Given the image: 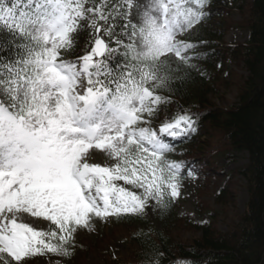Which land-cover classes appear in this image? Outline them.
Masks as SVG:
<instances>
[{"label":"snow or ice","instance_id":"obj_1","mask_svg":"<svg viewBox=\"0 0 264 264\" xmlns=\"http://www.w3.org/2000/svg\"><path fill=\"white\" fill-rule=\"evenodd\" d=\"M208 5L0 0V264H69L80 231L166 210L198 178L169 159L197 114L170 106L197 70ZM140 255L167 259L151 240Z\"/></svg>","mask_w":264,"mask_h":264},{"label":"trees","instance_id":"obj_2","mask_svg":"<svg viewBox=\"0 0 264 264\" xmlns=\"http://www.w3.org/2000/svg\"><path fill=\"white\" fill-rule=\"evenodd\" d=\"M207 10L210 15L191 37L195 43L204 42L197 49L201 58L193 61L197 70H191L182 83L174 85L178 90L172 94L174 104L170 106L173 111L178 105L197 114L198 131L183 142L175 141V151L169 159L196 163L199 175L195 180L203 183L199 190L213 188L212 181L218 185L225 182L216 192V203L223 212L235 204L240 179L245 183L248 202L244 211L234 214L236 218L230 220L226 232L217 226L218 210L204 207L200 196L197 214L208 216L202 223L190 216L174 218L180 197L168 209L160 210V229H153L147 216L114 219L117 226L135 230L130 236L132 247L127 258L112 264H140L145 240L166 252L165 264L177 260L264 264V0H209ZM234 14L241 16L239 22L232 19ZM233 29L248 32V40L226 44L225 38ZM234 69L245 71L247 76L238 75ZM223 73L236 85L234 102L221 95V85L227 86L226 80L219 78ZM234 153L246 154L248 162L226 172L221 164ZM177 224L197 235L187 242L178 240L172 233ZM140 232L145 236L137 238ZM86 251V246L76 240L69 264H83L81 258Z\"/></svg>","mask_w":264,"mask_h":264},{"label":"rangeland","instance_id":"obj_3","mask_svg":"<svg viewBox=\"0 0 264 264\" xmlns=\"http://www.w3.org/2000/svg\"><path fill=\"white\" fill-rule=\"evenodd\" d=\"M232 19L235 22H239L241 16L239 14H234ZM248 37V32L241 29H233L227 34L225 43H244L248 40ZM234 70L238 75L243 77L247 76L246 72L243 70ZM219 78L220 80L223 79L227 82V86L222 87L223 85H221V95L223 93L222 96H227V100L234 102L236 100L234 88L236 86L235 83L225 73L221 74ZM216 103L220 105L219 101ZM247 162L248 160L246 154L234 153L229 158L225 159L221 166L225 168L226 172H231L236 168L245 166ZM221 183L222 184L218 185L215 181H212L211 185H213V188L212 186H208L199 190L203 185L202 182L197 180L185 182L174 218L178 219L179 217L190 216V218L198 223L206 221L208 219L207 215L202 217L197 214L198 212L196 206L198 205V197L200 196L201 201L205 203L204 207L218 210L219 219L217 226L219 230L223 232L228 231L230 229L229 225L231 224L230 220H234L236 218L234 214L245 210L248 202V193L244 187V181L240 179L238 182V188L235 191V195L237 194L235 204L228 208L229 211L223 212V210L216 203V192L221 186L226 184L225 182ZM147 218L149 219L150 226L153 227V229H160L162 227L160 210L155 212L149 211ZM134 230L135 228L117 226L114 220H112L108 223L101 222L96 224L92 231H80L76 236V240L78 243L86 246L87 248L86 254L82 256L81 261L83 264H112L116 259L124 261L125 258H127L128 250L132 247V244L130 243V236ZM172 233L178 240L183 242L190 241L197 235L196 232L190 231L189 228H185L181 224H177L176 227L173 228ZM62 259L63 258L47 254L44 256L34 257L33 264H51L55 263L57 260L62 261ZM76 264H78V262H76Z\"/></svg>","mask_w":264,"mask_h":264}]
</instances>
